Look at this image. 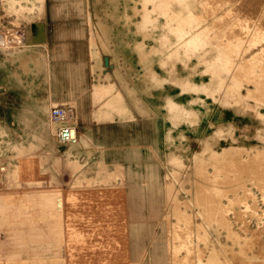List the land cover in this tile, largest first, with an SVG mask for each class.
I'll use <instances>...</instances> for the list:
<instances>
[{
  "label": "rangeland",
  "instance_id": "rangeland-1",
  "mask_svg": "<svg viewBox=\"0 0 264 264\" xmlns=\"http://www.w3.org/2000/svg\"><path fill=\"white\" fill-rule=\"evenodd\" d=\"M116 1L119 11L113 10L115 8L111 0H100L102 17L106 16L107 21L110 22L109 28L105 21L103 23L104 47L110 48L103 52L107 53V57L111 60L109 66H105L106 78L103 77L104 81H100V85H104L105 82L107 104L114 101L116 119L119 114L121 119L108 118V122L111 123L94 126L93 128L108 134V139L94 141V151L88 152L87 157L82 158L78 156L80 150L78 146L69 147V151L55 139L54 127L50 124L42 96L48 88L47 59L38 55L31 57L30 54L25 53L17 58L19 61L17 66L15 57L10 54L18 47L25 45L13 49H6L3 46L10 34L17 36L18 30H23L19 26H26L24 22L33 19L20 11L26 7L25 5H31L30 14L35 16L34 19L42 17V0L25 2L9 0L10 5L12 4L11 15L20 11L21 18L18 19V26L11 23L0 26V93L6 90L9 94L5 109L2 108L4 105H0V202L4 197L7 199V202L3 199L5 205L2 204L4 202L1 203L3 208L1 220L6 219L5 221L9 222L0 221V252L2 249L0 264H49L53 259L57 262L50 264H98V261L102 264L109 262L112 264H120V262L122 264H184L185 260L189 263L192 262L191 260L194 262L201 260V264H239L245 258L247 264L258 262V264H264V167H262L264 165V0H260V5L258 0L255 1L257 3L255 5L252 4V1L255 3L254 0H241L243 3L240 0H229L230 2L211 0L213 3L207 0L208 3L211 2L209 5L217 10V20L223 23L222 19H225V24L229 22L226 25H229L230 30L234 27L231 31L236 34L240 32L238 36L243 39L246 55L242 60L247 77L244 76L242 80L243 86L240 87L238 97H244V99L242 98L238 103L241 106L239 110L236 109V103L230 107L220 108L216 101V98L219 99L217 93L216 95L210 92L212 96L208 94L209 96L202 98L201 103L196 107L205 113V117L212 118L223 114L231 123L222 135L220 134L218 143L222 147L226 146L227 149L232 147L233 150L224 157L219 166L217 165L219 168L217 172L213 170L216 163H213V166L211 163L208 164L209 157H205L200 162V170L199 166L195 168L189 156L184 159L185 175L180 176L170 173L168 158L165 157L164 120L171 123L173 116L170 117V113L165 116L163 109L167 111L170 108L171 99H167L168 102L166 101L163 109L161 108L162 96L165 94L174 96L176 87L172 85V82L166 84L165 94L162 95L159 87L166 82V79L160 78L163 76L160 68L163 57H158L152 51L165 46V37L156 36L157 31L152 33V37L146 35L149 29L146 18L154 11L158 3L152 0H128L127 7L131 6L132 9L127 13L124 0ZM238 2L239 4L236 5ZM247 5H251L250 8L248 7L250 12L255 11L253 13L244 11ZM256 5L259 7H255ZM229 8L234 11L231 10L232 13H230ZM251 8L253 10H250ZM121 14L125 25L129 27H126L120 19ZM202 19H206V25H210L213 21V18L207 16ZM162 25L168 28L167 19ZM88 49L89 58L100 60L94 39H90ZM151 51L150 55L154 58L147 59L146 55ZM224 58L230 61L227 72L233 73L231 71L235 69V65L231 64V59L234 58V54L226 53ZM144 76L147 79H143ZM96 87V83L93 84L92 91H96ZM257 91L259 94L261 92L260 96ZM94 94L95 101L103 98L96 92ZM204 123L205 118L203 128ZM168 138L166 136L167 141ZM83 145L82 142L81 146ZM166 147L172 146L168 144ZM177 153L178 151L175 150V154ZM233 153L239 156V160ZM249 156L256 161H251ZM231 158L236 159L234 163V160H230ZM237 160L240 164L235 166L236 171L234 165ZM249 162H252V165L255 162L258 163L255 166L260 167L259 177L254 176L258 173L257 168L255 169ZM243 163L244 165H241ZM245 164L248 166L244 176ZM227 166L228 170H226ZM253 167L255 171L252 170ZM240 169H242L241 173ZM220 170L225 173L218 174ZM252 172L255 174L253 175ZM198 173H202V177ZM238 174L241 176L239 180L243 182L239 180L236 182ZM197 175L202 179L197 178ZM181 176H186L182 183ZM260 176H263V179ZM207 180L211 182L207 183ZM225 181L227 185L223 184ZM254 182L260 183L261 186ZM195 185L197 188L200 187L199 189L202 187L203 196L201 197L204 198V195L208 194L209 198L207 196L206 201L209 203L212 199L213 204L211 201L209 205L205 198L203 199L205 203L201 201L202 198L199 195L202 192L200 193L201 190L196 189ZM222 190H224L223 193L226 190V193L223 194ZM195 196L197 202L194 201ZM172 200L178 207L172 203ZM226 205L229 207L226 208ZM173 206L175 210L186 211L193 224L195 226L200 224L202 227L171 228L173 223H176L172 213ZM213 206L215 209L210 208ZM42 207L44 214L38 213ZM231 207L233 212L230 211ZM17 209H23L24 215L21 214L19 218H16L14 211ZM223 210H225L224 213ZM25 211L30 215L28 217L30 220H27L29 224L46 223L49 216V219L57 221L59 230L57 229L56 233H50L47 238V234L42 235L43 240L41 236H23L24 240L23 237H16L13 231L16 224H11L12 219L16 218L15 222L18 219L24 223ZM209 213H211L210 220L206 217ZM223 214L226 217H223ZM205 217L206 222L203 221ZM222 217L228 219L229 223L227 221L226 223V219ZM33 219L36 220L35 223ZM26 223L25 226H27ZM122 225L124 231L120 230ZM4 227L6 232L2 230L5 229ZM9 229L12 233L8 232ZM7 234L9 238L11 237L10 240L6 237ZM178 236L183 237L182 240L188 243L191 242L192 249L186 256L183 254V249L178 250L177 253V245L181 239L177 238ZM49 238L51 241L48 240ZM9 244H17V246L12 245V247ZM10 247L11 249H8ZM177 254H180V257H177ZM254 254L256 256H253ZM260 256L262 257L259 259Z\"/></svg>",
  "mask_w": 264,
  "mask_h": 264
},
{
  "label": "bare ground",
  "instance_id": "bare-ground-1",
  "mask_svg": "<svg viewBox=\"0 0 264 264\" xmlns=\"http://www.w3.org/2000/svg\"><path fill=\"white\" fill-rule=\"evenodd\" d=\"M152 1H155L156 3H158V6L155 7L154 11L152 13H150V15L146 18L147 22L149 23V29L147 30L146 32V35H149V37H152V33L157 31V34L156 36H164V44L165 46L164 47H160V48H155L154 50V53L160 57L162 56V61L160 62V68H161V71H162V74L163 76H161L160 78H164L166 79V82L159 87V90L160 92L163 94L164 93V89L166 88V84H169L170 82H172V85L174 87H176V94H174V96H170L168 94H165L164 96H162V103H161V108L163 109V106L168 102L167 99H171L170 101V108L166 111L165 108L163 109L164 111V115L166 116L167 113L169 114L170 113V117L173 116L172 120L173 122L169 123L168 120H164L165 122V126H164V129H165V135L168 138V141L166 140V136L164 137V146L166 148V152H165V157L168 158V166L170 167V173L173 174V175H176L178 174L179 176L180 175H185L184 174V159L186 158H190L192 159V162L195 164V168L197 166L200 167V162L203 161V159H205V157H209L208 159H210L208 162L212 164L213 166V163H216L214 165V171L217 172V170L219 169L218 166L220 165L221 161L224 159L225 156L229 155L230 154V151L233 150L232 147L228 148L226 146H221L219 143H218V138L220 137V134L222 135L223 131L225 130L226 127H229L231 123H229L227 121V119H225L224 115L223 114H218L214 117H205V113H203L200 108L196 107L198 106V104L201 103V100L202 98L205 96H209L208 94H210V92H213L214 94H219V99L217 100L216 98V101H217V105L222 108V107H230V106H233V103H236V109H239L241 108V106L238 104L239 101L244 97H238L239 95V92H240V87L243 86V78L244 76L246 75L245 73V67H244V61L242 60L243 58H245V49L243 48V39L240 38L241 36H238V34L240 33H235L233 31L230 30V27H228L226 24L229 23L227 22L225 24V19H222L224 22L221 23L219 20H217V13H216V9H213V7H211L210 3L212 2L211 0H208L211 1L210 3L207 2V0H152ZM219 1V0H218ZM223 1V0H222ZM229 1V0H228ZM232 1V0H230ZM229 1V2H230ZM241 1V0H240ZM245 1V0H243ZM243 1H241V3H243ZM257 2V0H254V2ZM259 1V5H260V0ZM263 1V0H261ZM215 2V1H214ZM221 2V1H220ZM248 2V1H246ZM245 2V3H246ZM251 2V1H250ZM249 2V3H250ZM253 3L252 1V4L255 5L257 3ZM9 7H10V10H11V5L9 3V1L7 2ZM166 3V4H165ZM213 3V2H212ZM219 3V2H218ZM248 3V4H249ZM210 4V5H209ZM220 4V3H219ZM224 4V3H223ZM239 2L236 4L238 5ZM213 5V4H212ZM244 5V4H243ZM246 5V4H245ZM252 5V6H253ZM259 5H256L255 7H259ZM17 6V5H16ZM31 6V5H30ZM214 6V5H213ZM231 6V5H230ZM229 6V7H230ZM235 6V5H234ZM251 6V5H249ZM247 5V7L245 6L244 11L248 12L249 7ZM264 6V5H263ZM216 7V6H214ZM18 8V7H17ZM232 8V7H230ZM229 8V9H230ZM239 8V7H238ZM237 8V9H238ZM250 8V7H249ZM253 8V7H252ZM250 9V10H253V9ZM218 9V8H217ZM235 9V8H234ZM240 9H242L240 7ZM239 9V11H241ZM219 10V9H218ZM233 10V9H230V11ZM248 10V11H247ZM234 11V10H233ZM243 11V13H244ZM255 11V10H253ZM250 12V13H253ZM259 11V10H258ZM245 12V13H246ZM228 13V12H227ZM232 13V11L230 12ZM249 13V14H250ZM202 14V15H201ZM237 14H238V11H237ZM240 14V13H239ZM247 14V13H246ZM248 14V15H249ZM256 14V13H255ZM223 15V14H221ZM219 15V17L221 16ZM231 15V14H230ZM234 15V14H233ZM258 15V14H257ZM263 15H264V12H263ZM206 18L207 17H211L213 18V21L210 25H206V19H202V17ZM239 16V15H237ZM260 16V15H259ZM224 17V15L222 16ZM226 19L228 17H225ZM235 18V17H234ZM245 18V17H244ZM252 18H253V15H252ZM256 18V16H255ZM165 19H167V23L169 24L168 28H164L162 23L165 21ZM221 19V18H220ZM259 19V18H258ZM262 19V18H261ZM231 20H235V19H231ZM210 21V19H209ZM229 21V20H228ZM236 21V20H235ZM263 21V20H261ZM264 22V21H263ZM231 23V22H230ZM234 23V22H233ZM232 23V25H233ZM243 23V22H242ZM248 23V22H247ZM254 23V22H253ZM241 24V23H240ZM262 22H261V26H262ZM231 25V26H232ZM244 25V24H243ZM235 26V25H234ZM237 26V25H236ZM250 26V24H249ZM248 27V26H247ZM261 28V27H260ZM237 29V28H236ZM239 30V29H238ZM237 30V32H238ZM241 31V30H240ZM243 32V31H242ZM241 32V33H242ZM193 33H197L196 35H194ZM243 34V33H242ZM241 35V34H240ZM155 36V37H156ZM244 36V35H243ZM247 39V38H246ZM262 42V41H261ZM168 44H170V47H168ZM103 50L105 51V47H104V44H103ZM253 48V47H252ZM251 49V47H250ZM255 49V48H254ZM147 53V59H150V58H154L153 56L150 55ZM248 51V50H247ZM258 51V50H257ZM251 52V51H250ZM222 53H231V54H234V58L231 59V64L232 65H235V69L231 72L233 73H229L227 72L228 71V66H229V63L230 61H226V59L224 58V55L225 54H222ZM252 54V53H251ZM254 54V53H253ZM259 54V53H258ZM253 56V55H252ZM256 57V56H255ZM238 60H236V59ZM258 58V57H256ZM146 59V60H147ZM249 59V58H248ZM247 59V60H248ZM251 59V58H250ZM264 59V58H263ZM148 61V60H147ZM246 61V60H245ZM251 63V62H250ZM253 64V62L251 63ZM247 65V64H246ZM249 66V65H248ZM251 67V66H250ZM253 67V65H252ZM254 69V67L252 68ZM256 70V69H255ZM264 70V69H263ZM248 72V71H247ZM150 74V72H148ZM258 75V74H257ZM256 77V74L254 75ZM253 76V78H254ZM154 77V76H153ZM247 76H245L246 78ZM251 77V76H250ZM249 77V78H250ZM248 78V79H249ZM143 79H147L145 76ZM251 80V79H250ZM145 81V80H144ZM261 81V80H260ZM264 81V80H263ZM262 81V82H263ZM246 82V81H245ZM259 82V80H258ZM249 83V82H248ZM247 83V84H248ZM261 83V82H260ZM256 84V83H255ZM259 85V84H258ZM255 87V86H254ZM259 87V86H257ZM156 88V87H155ZM260 88V87H259ZM253 89V88H252ZM258 89V88H257ZM261 89V88H260ZM259 89V91H261ZM143 90V88H142ZM251 91V90H250ZM263 92V90H262ZM150 93V92H149ZM247 93V92H246ZM249 93V92H248ZM257 93L259 94V92L257 91ZM216 94V95H217ZM257 94V95H258ZM261 94V92H260ZM259 94V96H260ZM150 95V94H148ZM211 95V94H210ZM247 95V94H245ZM249 95V94H248ZM256 95V96H257ZM264 95V94H263ZM212 96V95H211ZM257 96V97H259ZM246 97V96H245ZM249 97V96H247ZM211 100V99H210ZM250 100V99H249ZM167 101V102H166ZM215 101V100H214ZM255 103V102H254ZM216 104V103H215ZM242 104V103H241ZM248 104V103H247ZM260 104V103H259ZM262 104V103H261ZM260 104V105H261ZM255 105V104H254ZM217 106V107H218ZM263 107V106H262ZM235 108V107H234ZM257 108V107H256ZM233 109V108H232ZM257 110V109H256ZM256 112V111H255ZM249 114V113H248ZM257 114V113H256ZM46 116V115H45ZM256 116V115H255ZM204 118H205V123H204V128L202 127L203 126V122H204ZM261 119V118H260ZM40 121V120H39ZM260 121V120H259ZM236 126V125H235ZM248 126V125H247ZM256 126V125H255ZM249 127V126H248ZM50 128V127H49ZM247 128V127H246ZM261 128V127H260ZM43 129V128H42ZM241 129V128H240ZM253 129V127H252ZM251 129V130H252ZM236 130V129H235ZM264 130V129H263ZM229 132V131H228ZM247 132V131H245ZM230 136V135H229ZM237 136V135H236ZM250 137V136H249ZM227 138V137H226ZM224 139V138H223ZM260 139V138H259ZM264 139V138H263ZM234 140V139H233ZM245 141V140H244ZM247 141V139H246ZM264 141V140H263ZM229 142V141H228ZM236 143V142H235ZM239 143V142H238ZM168 144H171V148H167L166 145ZM243 144V143H242ZM263 144V143H262ZM224 145V144H223ZM256 145V144H255ZM193 146V148H192ZM242 146V145H241ZM253 147V146H252ZM259 147V146H258ZM173 148V149H172ZM219 148V149H217ZM70 148H68L69 150ZM175 150L178 151L177 154H175ZM248 150V149H247ZM70 151V150H69ZM239 151V149H238ZM192 152V155H190V153ZM241 153V152H240ZM255 153V152H254ZM235 156L236 154L233 153ZM259 153H257L258 155ZM234 156V157H235ZM248 156V155H247ZM246 156V157H247ZM237 157V156H236ZM239 157V156H238ZM238 157L236 159H238ZM250 157V156H249ZM248 157V159H250ZM229 158V157H228ZM257 158V156H256ZM255 158V159H256ZM259 158V157H258ZM257 158V159H258ZM261 158V156H260ZM235 159V160H236ZM264 159V158H263ZM230 160H234V159H230ZM235 160L233 161V163L235 162ZM239 160V159H238ZM238 160L236 161V165H234V168L235 166H237V164L239 165L240 163H238ZM259 160V159H258ZM262 160V159H261ZM207 161V160H206ZM227 161V159H226ZM242 161V160H241ZM250 161V160H249ZM251 161H256V160H252L251 158ZM263 161V160H262ZM261 161V162H262ZM248 162V161H247ZM228 163V161H227ZM246 163V162H245ZM250 163V162H249ZM248 163V164H249ZM254 163V162H253ZM207 164V165H208ZM251 166H254L255 169L257 168L255 166V164L257 165L258 163L255 162V164L252 165V162L250 163ZM249 164V165H250ZM202 165V164H201ZM218 165V166H217ZM230 166V162L228 164ZM241 165H244L241 164ZM260 165V164H259ZM211 166V167H212ZM226 166V164H225ZM246 166V164H245ZM248 166V165H247ZM247 166L245 167L244 169V176L246 174V168ZM206 167V165H205ZM210 167V166H209ZM210 167V168H211ZM241 167V166H240ZM254 167H253V171L254 170ZM264 167V165L262 166ZM261 167V168H262ZM224 168V167H223ZM222 168V169H223ZM228 170V166L226 167ZM232 168V167H231ZM237 168V167H236ZM235 168V170H236ZM242 168V167H241ZM244 168V166H243ZM260 167H258L256 170H257V175H254L255 173L252 172V174L254 176H258V174L260 173V171L258 170ZM201 170V167L199 168ZM238 169H239V166H238ZM225 170V169H223ZM223 170H220L218 174H224L225 172ZM234 170V171H235ZM242 169H240V173L242 172L241 171ZM261 170V169H260ZM198 171V170H197ZM221 171H223L221 173ZM232 171V169H231ZM237 171V170H236ZM235 171V172H236ZM249 171V170H248ZM201 172V171H200ZM239 172V171H238ZM263 172H264V168H263ZM196 172H194L195 174ZM211 173V172H210ZM213 173V171H212ZM242 173V174H243ZM249 173V172H248ZM197 174V173H196ZM200 173H198L199 175ZM204 174V173H203ZM229 174V173H228ZM233 174V173H232ZM236 174V173H235ZM197 175V176H198ZM226 175V178H228V175ZM196 176V175H195ZM202 177V173L199 175ZM199 176L197 178H199ZM238 176V179L236 178V182L237 180H239V174L236 175ZM250 176V175H249ZM182 177V176H181ZM200 177V178H201ZM204 177V176H203ZM211 177V176H210ZM221 177V176H220ZM241 177V176H240ZM259 177V176H258ZM262 179H263V176H260ZM199 178V179H200ZM223 178V177H222ZM250 179H252V176L249 177ZM186 179V176H183L181 178V183L183 182V180ZM202 179V178H201ZM235 179V178H234ZM256 179V177H255ZM260 179V178H259ZM198 180V179H197ZM209 180V179H208ZM207 180V183L208 182H211ZM216 180V179H215ZM221 180V179H220ZM219 180V181H220ZM225 180V178L223 179ZM221 180V181H223ZM254 180V179H253ZM257 180V179H256ZM204 181V180H203ZM241 181V179L239 180ZM247 181V180H245ZM251 181V180H250ZM196 182V181H195ZM218 182V181H217ZM215 182V183H217ZM227 181L223 182V184H226ZM243 182V181H241ZM257 182V181H255ZM254 182V183H255ZM198 182H196L197 184ZM202 183V182H201ZM199 184V183H198ZM205 184H206V180H205ZM213 184V183H211ZM229 184V183H228ZM231 184V183H230ZM256 184V183H255ZM209 185V184H208ZM216 185V184H215ZM213 185V186H215ZM219 185V184H218ZM217 185V186H218ZM222 185V184H221ZM220 185V186H221ZM251 185V183H250ZM256 185H260L261 184H256ZM263 185V184H262ZM196 186V189H199L197 188V185ZM199 186V185H198ZM202 186V185H200ZM211 186V185H210ZM223 186V185H222ZM221 186V187H222ZM229 186V185H228ZM219 187V186H218ZM208 188V187H207ZM210 188V187H209ZM224 188V187H223ZM234 188V187H233ZM229 189V188H228ZM200 193L203 191L202 187ZM210 190V189H209ZM224 190H222V193H223ZM233 191V190H232ZM241 191V190H240ZM209 192V191H208ZM242 192V191H241ZM198 193V192H197ZM205 193V192H204ZM226 193V190L225 192ZM223 193V194H224ZM166 194V193H165ZM199 194V193H198ZM221 194V193H220ZM241 194V193H240ZM243 196H246L244 195V193H242ZM195 194H193L194 196ZM201 195L203 196V192L202 194H200L199 196L201 197ZM249 195V193L247 194ZM208 198H209V195L207 194ZM204 195V198H205V201H206V197ZM214 196V195H213ZM225 196V195H223ZM264 196V195H263ZM247 197V196H246ZM1 198V197H0ZM196 198V196H195ZM202 198V197H201ZM201 199L202 202L203 199ZM238 199V196L236 197ZM235 198V199H236ZM244 198V197H243ZM4 201L7 202V199L4 197L3 198ZM2 199V202H4ZM40 199H41V196H40ZM211 199V197H210ZM218 199V198H217ZM216 199V201H217ZM236 199V201H237ZM1 201V199H0ZM195 202H197V198L194 199ZM209 201V199H208ZM212 201V199H211ZM210 201V202H211ZM235 201V203H236ZM0 202V214L2 215V204L5 205V202L2 203ZM200 202V201H199ZM207 202V201H206ZM210 202L208 203L210 205ZM218 202V201H217ZM234 202V201H233ZM232 202V203H233ZM2 203V204H1ZM172 203L176 204L174 200H172ZM205 203V202H204ZM202 204V203H201ZM211 204H213V201L211 202ZM216 204V203H215ZM239 204V203H238ZM3 205V206H4ZM195 205V204H194ZM198 205V204H197ZM200 207V205H198ZM197 206V207H198ZM206 206V205H205ZM204 206V207H205ZM208 206V205H207ZM219 206V205H217ZM221 206V205H220ZM228 205H226V208H227ZM232 206V205H230ZM176 207H178V205L176 204ZM222 207V206H221ZM221 207H220V210H221ZM229 207V206H228ZM181 208V207H180ZM203 208V207H202ZM201 208V210H202ZM210 208H214L213 207H210ZM210 208L208 207V209L210 210ZM233 207H231L232 209ZM237 208V207H236ZM186 209V207H185ZM199 209V208H198ZM204 209V208H203ZM244 209V208H243ZM248 209V208H247ZM180 209L178 210H175V207L173 206L172 208V213H173V216H174V221H176V223L174 224L173 223V226H171V228H189V227H202L200 224L195 226V224H193V221L191 220L190 216H187L186 214V211H179ZM200 210V209H199ZM206 210V209H205ZM227 210V209H226ZM179 211V212H178ZM214 211V210H213ZM213 211H211L213 213ZM225 210H223L222 212L224 213ZM233 212V209L230 210ZM248 211V210H247ZM15 212V217L16 218H19L21 214L24 215V210H19L17 209V211H14ZM13 212V213H14ZM202 212V211H200ZM199 212V213H200ZM205 212V211H204ZM246 212V211H244ZM207 213V212H206ZM215 213V212H214ZM220 213V211H219ZM217 212V214H219ZM227 213V212H226ZM225 213V214H226ZM239 213V211L237 212V214ZM262 213V212H261ZM210 214L209 213V216H205L208 218L209 217V220H210ZM216 214V215H217ZM233 214V213H232ZM231 214V215H232ZM236 213H234L235 215ZM236 214V215H237ZM4 215V214H3ZM201 217L202 214L200 213ZM214 215V214H213ZM215 215V216H216ZM232 215V216H234ZM225 215L223 214V217ZM263 216V215H262ZM22 217V216H21ZM203 218L204 222L205 219L207 220V218ZM213 216L211 215V218ZM217 217V216H216ZM219 217V216H218ZM222 217V218H223ZM226 217V216H225ZM236 218V216H234ZM261 217V216H260ZM259 217V218H260ZM11 218V217H10ZM13 218V217H12ZM16 218L12 219L13 222L11 224H16L14 227L15 230L14 231V235L16 237H23V236H35L34 235V231L36 232V230H34L33 225L31 224H28L29 222L27 221L28 219H26L25 217H23V219H25L24 223H22V221H19L17 219V222H15ZM27 218H28V215H27ZM223 219H226V218H223ZM6 219L4 220H1V221H5ZM8 220V219H7ZM10 220V221H12ZM15 220V221H14ZM30 220V219H29ZM260 220V219H258ZM34 222H36L35 219H33ZM214 221V220H212ZM211 221V222H212ZM217 221H220L217 219ZM222 221V220H221ZM228 222V219L225 220V222ZM262 221V220H261ZM5 222H8V221H5ZM15 222V223H14ZM28 222V223H26ZM224 222V220L222 221ZM226 222V223H227ZM9 223V222H8ZM28 224L30 225V228L29 230L27 229V227L24 225V224ZM38 223V222H36ZM207 223H210V222H207ZM229 223V222H228ZM10 224V225H11ZM23 224V225H22ZM206 224V223H205ZM215 224V223H214ZM217 225V224H215ZM224 225V224H223ZM4 226V225H3ZM8 226V225H7ZM6 226V227H7ZM25 228H24V227ZM32 226V227H31ZM40 226L42 227V223L40 224ZM210 226V225H209ZM38 228L39 230L41 229ZM45 226L43 225V229L46 230V228H44ZM50 227V226H49ZM47 227V228H49ZM53 228L55 227L52 226ZM123 225L121 226L120 230L121 231H124L123 230ZM5 228V227H4ZM8 228V227H7ZM24 228V229H23ZM51 228V229H53ZM6 229V228H5ZM5 229H2L5 231ZM42 229V230H43ZM51 229H47L50 231L51 233ZM57 229V226L56 228H54V230ZM215 229V228H214ZM10 230V229H9ZM12 230V228H11ZM53 230V231H54ZM59 230V229H58ZM48 231V232H49ZM6 232V231H5ZM10 232V231H8ZM38 232V231H37ZM42 232L45 233V231L43 230ZM233 232V231H232ZM261 232V231H260ZM12 233V231H11ZM10 233V234H11ZM55 233H56V230H55ZM263 233V232H262ZM9 234V235H10ZM36 234V233H35ZM43 234V233H42ZM47 234V232L45 233V235ZM44 235V236H45ZM13 236V235H12ZM36 236H41L40 234L36 235ZM35 236V237H36ZM47 236L49 237V234L46 235V238ZM184 236V235H183ZM7 238L8 237V234L6 236ZM5 237V238H6ZM42 237V236H41ZM255 237V236H254ZM26 238V237H25ZM60 238V236H59ZM177 238H181L180 239V242H178L179 244L177 245V253L179 252L178 250H181L183 249L184 252V256H186L190 250L192 249V246H191V242L188 243V241L186 242L185 240H182L183 237H177ZM234 238V237H233ZM258 238V237H257ZM11 239V237L9 238V240ZM40 239V238H38ZM37 239V241H39ZM43 240V237L41 238ZM40 239V241H41ZM14 240V239H13ZM23 240H24V237H23ZM45 240V239H44ZM50 240V238L48 239ZM238 240V239H237ZM3 241V240H2ZM7 241V240H6ZM19 240H17L18 242ZM27 241V239H26ZM25 241V242H26ZM39 241V242H40ZM46 241V240H45ZM51 241V240H50ZM5 242V241H3ZM13 242V241H12ZM15 242V241H14ZM34 243V241H32ZM30 242V243H32ZM35 242H36V239H35ZM43 242V241H42ZM8 243V242H7ZM6 243V244H7ZM20 244H23V243H20ZM5 245V244H4ZM12 246L14 244H9V246ZM236 245V244H235ZM252 245V244H251ZM6 246V245H5ZM17 246L14 245V247ZM22 246V245H21ZM25 246V245H24ZM13 247V246H12ZM3 248V247H2ZM7 248V247H5ZM18 248V247H17ZM8 249H11L8 248ZM14 249V248H12ZM23 249V248H22ZM21 249V250H22ZM245 249V248H244ZM5 250V249H4ZM17 250V249H16ZM13 250H11L12 252ZM18 251V250H17ZM43 251V250H42ZM242 251V250H241ZM5 252V251H4ZM15 252V251H14ZM29 252V251H28ZM44 252V251H43ZM2 253V249H1V252L0 254ZM10 253V252H8ZM241 254L243 252H240ZM264 253V252H263ZM16 254V253H15ZM28 254V253H27ZM57 254V253H56ZM245 254V252L243 253ZM4 255H7V254H4ZM4 255H2L4 257ZM33 255V254H32ZM237 255V254H235ZM258 255V254H257ZM177 257H180V254H177L176 255ZM232 256V255H230ZM253 256H256L255 254ZM12 257V256H11ZM17 257H18V253H17ZM258 257V256H257ZM262 256L259 257V259L261 258ZM55 258V257H54ZM186 258V257H185ZM47 259V258H46ZM179 259V258H178ZM233 258H231L232 260ZM241 259V258H240ZM26 260V259H25ZM57 260V259H56ZM181 260V259H180ZM246 258L245 259H242L241 260V263L239 264H247L246 262ZM12 261V260H11ZM188 260H185L184 261V264H201V260H198V261H193L191 260L192 262L189 263V261L187 262ZM10 262V261H8ZM27 262V261H26ZM57 261H55V259L52 260V262H49L50 263H55ZM177 262V261H176ZM29 263V262H28ZM98 264H102V262H97ZM179 263V261H178ZM259 263V262H258ZM257 263V264H258ZM47 264V263H46ZM104 264V263H103ZM108 264H112L111 262H109ZM120 264H122L120 262Z\"/></svg>",
  "mask_w": 264,
  "mask_h": 264
},
{
  "label": "crops",
  "instance_id": "crops-1",
  "mask_svg": "<svg viewBox=\"0 0 264 264\" xmlns=\"http://www.w3.org/2000/svg\"><path fill=\"white\" fill-rule=\"evenodd\" d=\"M0 1V26L6 25V23L18 26V19L21 18V12L28 18H33L30 21L24 22L26 26H19V28H23L26 32L27 43L24 44L25 46L18 47V49L13 51L10 55L15 57L17 66H19L17 58L19 56L22 57L25 53L28 55L30 54L31 57L38 55L39 57H45V59H47L48 68L46 77L48 80V88L42 95L44 106H46L47 112H49L51 108L57 106L65 107L69 110L72 115L71 125L74 127L78 136V142L75 145L80 148V150L78 149V156L82 158L85 157L88 152L94 151V141L107 140L109 136L93 127L111 123L108 122V118H113L114 120L121 119L120 114L116 119V105L114 101L107 104L106 91L104 88L106 87L105 82L104 85H100V81H104L103 77L106 78L104 73L105 59L108 60V66L111 63V60L107 57V53L103 52L102 47L104 44L102 35L103 23L105 21L106 26L109 28L110 22L107 21L106 16L104 18L102 17L103 10L100 0H92L91 3L90 0H42V17L35 19V16L30 14L32 12L30 5H25L26 7H23L22 10H20L21 12L19 11L11 15L12 10H10L7 3L9 0ZM14 1L25 2L30 0ZM127 1L128 0H124L125 7L128 5ZM111 2H113V8H115L113 10L119 11L120 9L116 7L117 1L111 0ZM128 7L125 9L127 13L128 10L131 11L132 9L131 6ZM120 19L125 25L122 14ZM40 24L43 28V37L41 36L43 39L41 42L37 41L36 43H31V38L34 40L38 39L37 35L35 37L33 34L37 30V25ZM125 26L129 27V25ZM90 39H94L96 50L97 52L99 51L100 60L89 58L88 47ZM109 49L110 48H108V50ZM95 83L97 85L96 91H92V85ZM111 86L116 87V85ZM95 92L103 98L99 101H95ZM8 98V91L2 90L0 93V101H2L0 105H4L2 107L3 109H5V104L8 103L6 102ZM134 105L137 107V104L134 103ZM132 122L134 121L132 120ZM133 136H135L134 132ZM82 142L84 143L83 147L81 146ZM26 211L25 218L29 219L27 215L28 217L30 215ZM43 212V207L41 211L38 210L40 214H44ZM1 218L2 215L0 214V221ZM28 224H26V227L29 230L30 225ZM40 224L41 223H31V225H33V227H31L36 230V232H33L35 236L38 234L41 236L45 235L46 232L47 235H50V231L47 229L53 228L52 226L54 225V228L57 226V229H59L57 221L49 219V216L46 223H42V227ZM43 225L46 230L43 229ZM40 227L41 229L39 230L38 228ZM54 228L51 229V233L55 232V230L57 232V229L54 230ZM42 229L45 233L42 232ZM9 231L11 232V230Z\"/></svg>",
  "mask_w": 264,
  "mask_h": 264
},
{
  "label": "built area",
  "instance_id": "built-area-1",
  "mask_svg": "<svg viewBox=\"0 0 264 264\" xmlns=\"http://www.w3.org/2000/svg\"><path fill=\"white\" fill-rule=\"evenodd\" d=\"M26 40L25 30H18L17 36L10 34L3 46L6 49L17 48L18 46L26 44ZM48 114L50 124L55 127L54 132L56 141L66 148L75 146L78 142V136L74 127L71 125L72 115L69 110L65 107L57 106L51 108Z\"/></svg>",
  "mask_w": 264,
  "mask_h": 264
},
{
  "label": "water",
  "instance_id": "water-1",
  "mask_svg": "<svg viewBox=\"0 0 264 264\" xmlns=\"http://www.w3.org/2000/svg\"><path fill=\"white\" fill-rule=\"evenodd\" d=\"M35 37L37 35L38 39L37 40H34L31 38V43H36L37 41H42L43 38H41V36L43 37V28L41 25H37V30L34 32ZM105 66H108V60L105 59Z\"/></svg>",
  "mask_w": 264,
  "mask_h": 264
}]
</instances>
